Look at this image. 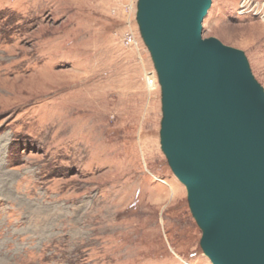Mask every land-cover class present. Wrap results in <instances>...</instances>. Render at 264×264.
I'll use <instances>...</instances> for the list:
<instances>
[{
  "label": "rangeland",
  "instance_id": "obj_1",
  "mask_svg": "<svg viewBox=\"0 0 264 264\" xmlns=\"http://www.w3.org/2000/svg\"><path fill=\"white\" fill-rule=\"evenodd\" d=\"M138 5L0 0V264H212ZM201 34L264 94V0H211Z\"/></svg>",
  "mask_w": 264,
  "mask_h": 264
},
{
  "label": "water",
  "instance_id": "obj_2",
  "mask_svg": "<svg viewBox=\"0 0 264 264\" xmlns=\"http://www.w3.org/2000/svg\"><path fill=\"white\" fill-rule=\"evenodd\" d=\"M211 0H139L163 86L162 147L212 264H264V94L238 50L202 37Z\"/></svg>",
  "mask_w": 264,
  "mask_h": 264
},
{
  "label": "built area",
  "instance_id": "obj_3",
  "mask_svg": "<svg viewBox=\"0 0 264 264\" xmlns=\"http://www.w3.org/2000/svg\"><path fill=\"white\" fill-rule=\"evenodd\" d=\"M130 16V15H129ZM129 32H130V34H131V36H132V38H134V36H133V33H131L132 32V30H129ZM135 40H133V42H134Z\"/></svg>",
  "mask_w": 264,
  "mask_h": 264
},
{
  "label": "bare ground",
  "instance_id": "obj_4",
  "mask_svg": "<svg viewBox=\"0 0 264 264\" xmlns=\"http://www.w3.org/2000/svg\"><path fill=\"white\" fill-rule=\"evenodd\" d=\"M134 43H136L135 41H134ZM136 46H137V44H135ZM184 184V183H183ZM185 186H186V188H188V186L186 185V184H184Z\"/></svg>",
  "mask_w": 264,
  "mask_h": 264
}]
</instances>
